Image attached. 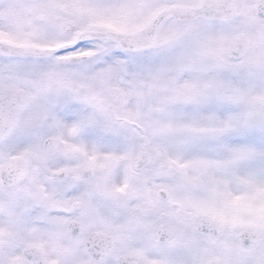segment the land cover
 <instances>
[{
  "label": "snow or ice",
  "instance_id": "obj_1",
  "mask_svg": "<svg viewBox=\"0 0 264 264\" xmlns=\"http://www.w3.org/2000/svg\"><path fill=\"white\" fill-rule=\"evenodd\" d=\"M0 264H264V0H0Z\"/></svg>",
  "mask_w": 264,
  "mask_h": 264
}]
</instances>
